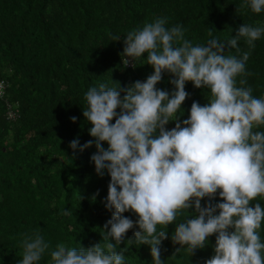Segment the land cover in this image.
Here are the masks:
<instances>
[{
    "label": "clouds",
    "instance_id": "1",
    "mask_svg": "<svg viewBox=\"0 0 264 264\" xmlns=\"http://www.w3.org/2000/svg\"><path fill=\"white\" fill-rule=\"evenodd\" d=\"M240 7L258 14L264 11V0H244ZM167 23L166 17H158L125 36V66L130 58L135 67L147 53L153 72L144 81L126 88L101 83L84 93L83 116L95 139L83 145L73 139L69 146L75 153L78 147L83 151L95 144L90 159L97 175L110 176L105 208L114 211L102 228V242L88 248L58 243L49 253L51 264H126L127 248H116L136 226L127 244L150 246L152 264H164V228L184 211L192 215L176 223L171 240L179 247L173 255L181 249L192 255L215 234L214 255L205 264H264L258 232L264 207L250 203L264 197V131L254 130L264 126V98L253 95L247 82L252 73L246 70L264 26L242 23L226 40L211 38L193 45L182 25ZM240 41L247 50L239 47ZM225 45L236 54L226 55ZM164 73L172 77L171 93L156 87ZM186 82L208 89L209 95L204 105L193 101L188 118L181 121L182 104L190 96ZM170 121L175 126L168 129ZM217 192L222 199L213 203ZM127 211L138 219L123 215ZM62 214L71 213L63 209ZM157 225L164 228L158 231ZM21 247L18 264H38L50 244L39 233H25Z\"/></svg>",
    "mask_w": 264,
    "mask_h": 264
},
{
    "label": "trees",
    "instance_id": "2",
    "mask_svg": "<svg viewBox=\"0 0 264 264\" xmlns=\"http://www.w3.org/2000/svg\"><path fill=\"white\" fill-rule=\"evenodd\" d=\"M242 3L244 0H0V264H18L25 233H39L50 244L38 264H51L49 253L58 243L88 248L102 242V228L114 211L105 208L110 176L95 172L90 159L97 151L94 143L83 151L78 147L75 153L69 143L78 138L83 145L95 139L83 116L87 106L84 93L90 87L104 83L126 88L153 72L146 63L147 53L135 67L130 58L127 66L123 64L127 33L166 17V26L182 25L185 38L193 45L206 44L211 38L223 41L235 35L242 23L264 26V11L257 14L250 8L241 9ZM117 36L120 39L114 40ZM238 45L247 50L243 41ZM225 52L236 54L227 45ZM246 70L252 73L247 82L253 95L264 98V34L255 41ZM171 78L164 73L156 87L171 93L175 87ZM185 90L190 96L182 104L181 121L188 118L193 101L204 105L209 95L208 89L195 88L192 82H186ZM174 126L175 121L166 125L168 129ZM254 130L264 131V126ZM102 144L108 148L107 142ZM218 192L213 203L222 199ZM206 201L202 199V205ZM257 202L264 207V197L250 203ZM63 209L71 214L63 215ZM123 215L138 219L132 211ZM188 215L192 214H178L167 229L157 225L158 231L164 228L168 234L160 246L164 264H205L214 255L215 234L194 254L181 249L173 255L179 245L172 243L171 235L176 223ZM136 230L138 226L128 230L116 250L127 248L126 264H152L150 246L134 241L127 244ZM258 232L264 242V221ZM110 242L115 243L112 238Z\"/></svg>",
    "mask_w": 264,
    "mask_h": 264
},
{
    "label": "built area",
    "instance_id": "3",
    "mask_svg": "<svg viewBox=\"0 0 264 264\" xmlns=\"http://www.w3.org/2000/svg\"><path fill=\"white\" fill-rule=\"evenodd\" d=\"M13 114V113H12ZM9 115H11V113H9ZM13 116V115H12Z\"/></svg>",
    "mask_w": 264,
    "mask_h": 264
}]
</instances>
